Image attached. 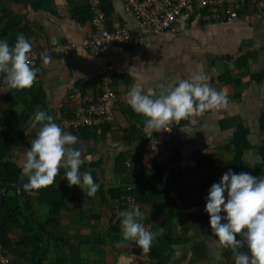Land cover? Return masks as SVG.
I'll use <instances>...</instances> for the list:
<instances>
[{
  "label": "crops",
  "instance_id": "crops-1",
  "mask_svg": "<svg viewBox=\"0 0 264 264\" xmlns=\"http://www.w3.org/2000/svg\"><path fill=\"white\" fill-rule=\"evenodd\" d=\"M103 10L109 28L126 25L144 42L45 58L34 71L38 102L7 100L17 82L0 88V118L21 116L26 137L6 160L24 171L22 183L40 184L24 197L37 239L23 244L32 234L0 209V248L12 264L264 258V18L199 19L180 35L153 34L122 0H105ZM11 18L31 33L5 44L14 55L80 43L92 30L86 0H0V26ZM107 65L116 128L65 130L72 91L96 98ZM3 200L14 204V194L0 192Z\"/></svg>",
  "mask_w": 264,
  "mask_h": 264
},
{
  "label": "built area",
  "instance_id": "built-area-1",
  "mask_svg": "<svg viewBox=\"0 0 264 264\" xmlns=\"http://www.w3.org/2000/svg\"><path fill=\"white\" fill-rule=\"evenodd\" d=\"M92 30L80 43H62L45 47L34 46L20 51L0 75V87L11 85L18 71L31 74L30 68L52 56L69 58L77 51L99 56L110 46L139 45L144 37L126 25L109 28L103 10L105 0H86ZM125 13L130 14L140 27L153 34L171 33L180 35L192 22L217 18H264V0H122ZM112 65H107L100 74L99 93L96 98L74 89L69 99L75 102L74 117L63 124L65 130L116 128L115 109L118 102L114 87ZM262 212L259 210V214ZM12 256L0 248V264H11ZM222 264H264V258L245 262L226 260Z\"/></svg>",
  "mask_w": 264,
  "mask_h": 264
},
{
  "label": "trees",
  "instance_id": "trees-1",
  "mask_svg": "<svg viewBox=\"0 0 264 264\" xmlns=\"http://www.w3.org/2000/svg\"><path fill=\"white\" fill-rule=\"evenodd\" d=\"M1 14L5 15L6 12L4 10H1ZM18 33H25L26 35H30V29L28 27L20 26L19 22L10 19L5 24V26L2 28L0 26V75L3 74L6 70V67L10 64V62L17 58L19 52L14 55L11 54L8 50V47H5L6 43H11L12 38H14L15 35ZM29 49V48H28ZM26 50V49H25ZM23 51V50H22ZM39 63L33 65L30 70L31 74H23L21 71L17 72L16 79L13 83H18L19 89L16 92L17 95L14 96L13 94L9 93L7 100H16V98H22L26 95L30 96L32 99V102H38L39 98L41 97L39 91H35L34 89V71L37 68V65ZM12 83V84H13ZM11 84V85H12ZM9 85V86H11ZM6 86V87H9ZM1 88V87H0ZM74 113V112H73ZM74 114H72V117L70 120L73 119ZM49 119L48 117H46ZM95 129H107V128H95ZM93 129V130H95ZM74 133L76 131L74 129ZM82 129H79L77 131H80ZM24 122L22 120V117L19 115H13L12 118H6L1 117L0 118V192H4L5 190L7 193H13L15 203H7L8 201L3 200V202L0 201V209H3L7 220L9 221H15L17 220L20 223L25 224L24 235H28L29 233L32 234V238H27L23 241V244H29L33 243L35 239H37V225H32L30 218H29V212L31 211L30 203L24 198L27 191L30 190H37L40 187V184L34 183V182H28L29 184L25 185L26 181L22 183L21 175L24 173L23 170H18L14 164L11 162H7L6 158L7 156L18 147L20 144H22L26 137L24 135ZM244 133L240 132L239 139L236 140L235 143V156L233 159V163H231V166L234 167L239 163L241 152L244 149ZM34 169H37V166L34 167ZM64 178L67 180V177L69 176L64 172ZM65 182V181H64ZM177 191V190H176ZM40 192V189H39ZM179 195V194H178ZM21 198L25 199L26 201L22 202L21 205H17V201H19ZM244 202V201H243ZM241 204V201H240ZM240 209H243V207L240 206ZM22 211V212H21ZM18 214L21 215L22 218L19 220L17 219ZM21 220V221H20ZM6 225V222L4 223ZM23 227V226H22ZM40 254V253H39ZM37 254V255H39ZM12 264V263H11ZM33 264H41V261L39 259V256L35 257L33 260Z\"/></svg>",
  "mask_w": 264,
  "mask_h": 264
}]
</instances>
